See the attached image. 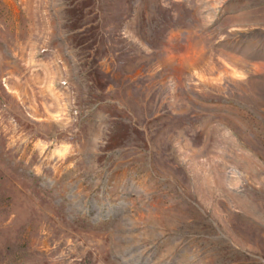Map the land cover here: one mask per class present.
<instances>
[{
    "label": "rangeland",
    "instance_id": "obj_1",
    "mask_svg": "<svg viewBox=\"0 0 264 264\" xmlns=\"http://www.w3.org/2000/svg\"><path fill=\"white\" fill-rule=\"evenodd\" d=\"M0 264H264V0H0Z\"/></svg>",
    "mask_w": 264,
    "mask_h": 264
}]
</instances>
